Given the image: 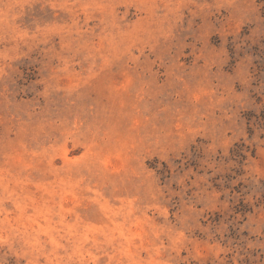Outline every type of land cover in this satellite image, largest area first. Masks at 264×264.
Instances as JSON below:
<instances>
[{
  "label": "rangeland",
  "instance_id": "1",
  "mask_svg": "<svg viewBox=\"0 0 264 264\" xmlns=\"http://www.w3.org/2000/svg\"><path fill=\"white\" fill-rule=\"evenodd\" d=\"M0 264H264V0H0Z\"/></svg>",
  "mask_w": 264,
  "mask_h": 264
}]
</instances>
